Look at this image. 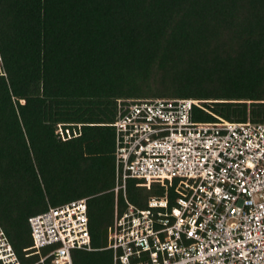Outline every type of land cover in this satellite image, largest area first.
Returning <instances> with one entry per match:
<instances>
[{
	"label": "trees",
	"instance_id": "16d2710c",
	"mask_svg": "<svg viewBox=\"0 0 264 264\" xmlns=\"http://www.w3.org/2000/svg\"><path fill=\"white\" fill-rule=\"evenodd\" d=\"M0 54V227L23 264L39 259L29 217L82 197L93 246L107 245L119 98H193L264 122V0H0ZM194 118L216 119L196 105ZM127 190L141 207L163 192L136 179ZM72 257L113 261L109 249Z\"/></svg>",
	"mask_w": 264,
	"mask_h": 264
},
{
	"label": "built area",
	"instance_id": "2783aa9c",
	"mask_svg": "<svg viewBox=\"0 0 264 264\" xmlns=\"http://www.w3.org/2000/svg\"><path fill=\"white\" fill-rule=\"evenodd\" d=\"M195 105L216 119L196 120ZM113 126L115 208L107 245L93 246L87 197L50 205L29 217V249L39 255L32 264H73L78 249H109L112 264H264L263 121L225 119L199 99L148 97L119 98ZM56 132L73 135L62 123ZM129 179L163 192L138 206L128 196ZM0 264H23L2 227Z\"/></svg>",
	"mask_w": 264,
	"mask_h": 264
},
{
	"label": "rangeland",
	"instance_id": "374dc122",
	"mask_svg": "<svg viewBox=\"0 0 264 264\" xmlns=\"http://www.w3.org/2000/svg\"><path fill=\"white\" fill-rule=\"evenodd\" d=\"M28 87V83L25 80V77H23L21 80L17 81L14 83V93L18 94V93H26L27 92V88Z\"/></svg>",
	"mask_w": 264,
	"mask_h": 264
},
{
	"label": "clouds",
	"instance_id": "9594fccd",
	"mask_svg": "<svg viewBox=\"0 0 264 264\" xmlns=\"http://www.w3.org/2000/svg\"><path fill=\"white\" fill-rule=\"evenodd\" d=\"M1 55V54H0ZM1 61H2V58H1Z\"/></svg>",
	"mask_w": 264,
	"mask_h": 264
}]
</instances>
